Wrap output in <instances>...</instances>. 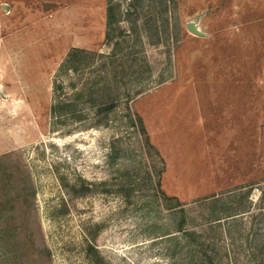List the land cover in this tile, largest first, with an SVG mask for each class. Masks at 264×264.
Instances as JSON below:
<instances>
[{
  "label": "rangeland",
  "instance_id": "1",
  "mask_svg": "<svg viewBox=\"0 0 264 264\" xmlns=\"http://www.w3.org/2000/svg\"><path fill=\"white\" fill-rule=\"evenodd\" d=\"M0 159V264H264V0H0Z\"/></svg>",
  "mask_w": 264,
  "mask_h": 264
},
{
  "label": "trees",
  "instance_id": "2",
  "mask_svg": "<svg viewBox=\"0 0 264 264\" xmlns=\"http://www.w3.org/2000/svg\"><path fill=\"white\" fill-rule=\"evenodd\" d=\"M108 18L112 19V14L111 13H108ZM77 51H79V49H73L72 53L77 52ZM67 61H70L69 55H68V58L63 62L64 66H65ZM141 127H142V130H143V133L145 134V130H144V127H143L142 124H141ZM0 160H2V159H0ZM92 192H93V189L90 187V185H87L86 183L81 182V184L78 186V189H77V191L75 193V196H77V197H85V196L91 194ZM97 264H100V261H97Z\"/></svg>",
  "mask_w": 264,
  "mask_h": 264
},
{
  "label": "water",
  "instance_id": "3",
  "mask_svg": "<svg viewBox=\"0 0 264 264\" xmlns=\"http://www.w3.org/2000/svg\"><path fill=\"white\" fill-rule=\"evenodd\" d=\"M188 28H189V30H190L191 32H193V33L201 34V33H199V32L197 31L196 26H195L194 23L189 24V25H188Z\"/></svg>",
  "mask_w": 264,
  "mask_h": 264
},
{
  "label": "crops",
  "instance_id": "4",
  "mask_svg": "<svg viewBox=\"0 0 264 264\" xmlns=\"http://www.w3.org/2000/svg\"><path fill=\"white\" fill-rule=\"evenodd\" d=\"M73 49H76V48H73ZM73 49H72V50H73Z\"/></svg>",
  "mask_w": 264,
  "mask_h": 264
}]
</instances>
